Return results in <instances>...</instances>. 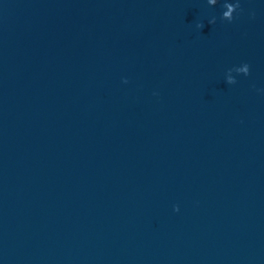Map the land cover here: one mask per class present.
Segmentation results:
<instances>
[{
    "label": "water",
    "instance_id": "95a60500",
    "mask_svg": "<svg viewBox=\"0 0 264 264\" xmlns=\"http://www.w3.org/2000/svg\"><path fill=\"white\" fill-rule=\"evenodd\" d=\"M0 264H264V0H0Z\"/></svg>",
    "mask_w": 264,
    "mask_h": 264
}]
</instances>
